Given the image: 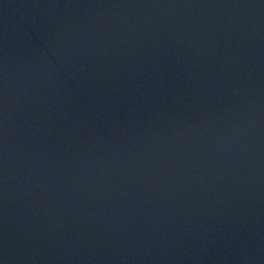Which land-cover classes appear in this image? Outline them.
I'll return each instance as SVG.
<instances>
[{
  "label": "water",
  "instance_id": "obj_1",
  "mask_svg": "<svg viewBox=\"0 0 264 264\" xmlns=\"http://www.w3.org/2000/svg\"><path fill=\"white\" fill-rule=\"evenodd\" d=\"M0 236L264 264V0H0Z\"/></svg>",
  "mask_w": 264,
  "mask_h": 264
}]
</instances>
